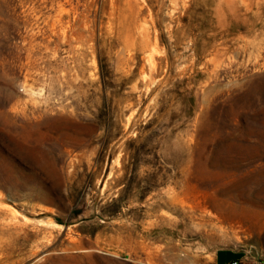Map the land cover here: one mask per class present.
<instances>
[{"label": "rangeland", "instance_id": "374dc122", "mask_svg": "<svg viewBox=\"0 0 264 264\" xmlns=\"http://www.w3.org/2000/svg\"><path fill=\"white\" fill-rule=\"evenodd\" d=\"M221 250L264 264V0H0V264Z\"/></svg>", "mask_w": 264, "mask_h": 264}, {"label": "crops", "instance_id": "0c3cea01", "mask_svg": "<svg viewBox=\"0 0 264 264\" xmlns=\"http://www.w3.org/2000/svg\"><path fill=\"white\" fill-rule=\"evenodd\" d=\"M223 251H226L227 253H231L232 254V256L230 257L229 261L226 264H228L234 258H242V257H244L243 255H239L237 252H234V251L221 250V251H217L215 253V255L212 257V259L210 261V264H218V262L221 259V256H222L221 254L223 253Z\"/></svg>", "mask_w": 264, "mask_h": 264}, {"label": "built area", "instance_id": "2783aa9c", "mask_svg": "<svg viewBox=\"0 0 264 264\" xmlns=\"http://www.w3.org/2000/svg\"><path fill=\"white\" fill-rule=\"evenodd\" d=\"M228 264H257L254 261H249V259L244 256L242 258H234Z\"/></svg>", "mask_w": 264, "mask_h": 264}]
</instances>
